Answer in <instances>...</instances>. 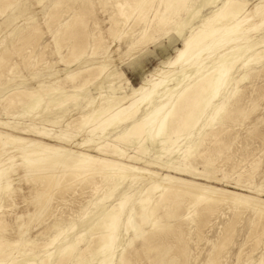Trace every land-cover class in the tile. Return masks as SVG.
<instances>
[{"label":"bare ground","instance_id":"1","mask_svg":"<svg viewBox=\"0 0 264 264\" xmlns=\"http://www.w3.org/2000/svg\"><path fill=\"white\" fill-rule=\"evenodd\" d=\"M17 1L0 0V15L4 14L8 8H13ZM78 1L80 6L72 10V15L69 14L65 17V12H70L72 5ZM100 1L103 12L108 14V28L106 29L109 36L113 38L112 45L118 43L117 46H121L125 43L130 49L135 46H148L175 31L172 19L184 11L189 2V0ZM216 1L214 0V2ZM68 2L73 4L69 5L68 9H61L62 5ZM247 6V0H224L213 14L203 18L201 23L184 39V44L177 50L175 57L168 61L169 66L176 65V72L174 69L157 68L152 72V77L146 78L129 98L127 95L111 97L99 94L98 97H93L88 102V106H92V109L82 113L76 123L79 132L85 134V141L82 144L93 143L94 148L98 151L106 149L117 158L110 159L88 152L76 151L72 148L28 139L13 133H7L0 137V199L11 206L9 209H3L6 204L0 202V264H12L18 257L15 256L16 254L22 256L28 252L26 246L29 245L27 239L29 229L23 220V214L12 212L14 208H18L19 205L32 206L37 220L43 221L46 219L45 214L48 215L53 209L59 207L66 201L67 196L76 195V192L86 189L99 190L103 184L109 190L113 188L112 192H114L121 188L120 186L126 179L131 180V186L127 189L123 188L120 196L90 221V224L85 228L89 230V236L82 232L76 233L74 239L67 240L58 246L56 255L57 250L53 251V245L66 232L59 228L55 235L45 238L30 248L33 253H36L34 251L36 249H40L42 252L29 260L24 259L23 263L132 264L128 247L132 248L134 237H139L141 241L143 239L142 248L158 257L155 264H184L182 260L186 255L187 245L184 240H179L176 254L169 252L168 255V252L163 253L160 250V238L164 232L161 233L157 216L161 206L176 205L178 203L176 200L182 195H189L187 197L190 198L189 206L186 208L187 215L183 217L194 221L200 227H205L211 222L210 218L218 211V207L222 203L228 204L227 208L233 214L230 219L228 218L229 222L226 228L223 227V233L230 231L232 225L236 223V217L245 209L255 212L254 221H264L263 199L195 180L168 174L163 175L149 168L139 167L122 160L132 161L136 156L128 153L121 144L137 146L139 153L147 154V142H150L152 146H156L157 152H159L155 156L156 159L168 158L171 160L176 158L181 166L187 167L191 159L200 152V146L207 140L213 141L211 145L215 150L221 147L223 142L226 144L225 138H228L226 136L232 134H227L229 132L228 123L240 115L239 113L243 111L241 102H245L242 101L243 92L241 91L242 93L239 95L238 88L230 91L229 86L238 85L247 77L250 78V73L246 72L238 79L237 76H234V69L242 63V67L254 71L255 76L264 72V64L262 69H258L256 66L251 67L252 63H259L264 59V48L237 44L239 41L248 40L249 33L264 24V0H260L251 10H248ZM93 7L91 0H56L47 13V22L49 23L51 19V23L55 26L52 31V42L58 50L60 61L70 68L66 73V79L74 82V91L83 90L94 83H98L96 88L102 87L100 86L103 83L101 78L106 70L103 65L85 59V56L94 55L101 48H103L102 50L108 49L104 33L101 30L99 33L95 32L99 28L100 22L95 19L93 30L90 28L88 16L92 14ZM69 23L74 26L67 28ZM25 24L13 39L11 46H15L20 41L18 36L21 31L26 33L27 29L36 28V25L27 23L28 27H26ZM29 38L34 41V38ZM231 44L234 46H229ZM48 45L49 43L44 45L38 43L23 59L30 60L34 52L38 58L43 57ZM4 46L0 49V68L5 67L9 73L14 63L9 60L11 47L7 44ZM37 46H40L39 53L36 50ZM89 48L91 53H88ZM226 49H228L227 52L223 53ZM107 52L104 51V53ZM249 52L250 54L247 55ZM214 53H217V58L214 59L212 65L205 64L206 58H210V55ZM75 65L80 66L75 68ZM58 87L62 86L57 85L56 87L40 83L39 89L36 90L25 85L8 88L0 95L1 104H3L5 112L13 111L10 108H20L19 116L37 113L43 100L42 92L51 94L57 89L59 90ZM62 92L63 94L59 98L51 100L50 103L55 105L65 103L69 98L66 93L64 94V91ZM78 97L79 94H72L71 99L75 101ZM122 100L125 102L121 103ZM58 118H42L40 124H44V122L57 123ZM0 123L9 127L14 126L9 121H0ZM70 124L71 122L68 123V126ZM29 126L38 129L40 134H51L45 124L41 127L38 124L30 123ZM208 126L211 127L209 131L207 130ZM108 129L111 131L107 132ZM67 135L66 132L59 134L65 138L70 137ZM185 141L186 144L181 147L180 143ZM211 145L209 144V146ZM204 151L206 152V150ZM198 156L197 158L200 157ZM212 160L208 158L205 161L210 164ZM170 163L173 164L174 161H170ZM252 165L251 170L254 172L257 165ZM141 174L147 177L148 183L133 193L132 183ZM15 182L16 185H14ZM22 182H24L23 185H21ZM24 185L28 186L27 189L30 192L28 197L23 195L24 188L22 186ZM152 191L160 192L158 198L153 200ZM106 199L108 198L95 200L92 204L94 207H98ZM201 201L206 202V206L199 211L196 205ZM88 215L83 217L81 213L80 219L87 220L86 222L89 223ZM241 216L243 217V215ZM262 224V231L260 232L259 229L255 234L264 235V222ZM144 225H149L150 228L145 229ZM254 226L255 222L252 231ZM14 231L18 239L8 236ZM131 231H134V237L130 236ZM176 232L179 231H172V233ZM68 236L69 234H66L63 239ZM82 242H85L84 246H81ZM87 253L89 257H85ZM252 257L250 256V258ZM217 259L213 257L208 260V264H216ZM251 264H264V250Z\"/></svg>","mask_w":264,"mask_h":264},{"label":"rangeland","instance_id":"2","mask_svg":"<svg viewBox=\"0 0 264 264\" xmlns=\"http://www.w3.org/2000/svg\"><path fill=\"white\" fill-rule=\"evenodd\" d=\"M18 1L14 4L13 8H8L4 14L0 15V49L5 47L4 45L6 44L7 46H10L11 56L9 57V60L14 63L9 73H7L8 71L5 67L0 68V95L7 91L8 88H13L19 85H25L34 90L39 89L40 83H46L56 87L59 85L62 87H58L59 90L57 89L51 94L42 92L43 100L37 113L25 116H19L18 113L21 112L20 108H10V110L13 111L5 112L0 98V121H9L14 125L13 127H9L0 123V137L7 133H13L28 139L45 141L50 144L72 148L76 151L88 152L115 159L117 157H115L110 151L106 149L98 151L94 148L93 143L82 144V142L85 141V134L79 132L76 123L79 121V117L82 113L92 109V106H88V102L93 97H98L99 94L111 97H124L127 95L129 98L133 91L143 84L146 78L152 77L151 74L155 69L163 68L165 70H175L176 65L169 66L168 61L175 57L177 50L183 46L184 39L190 34V32L201 23L203 18L213 14L222 5L224 0H217L216 2H214V0H189L187 8L184 11H181L178 15H175L174 19H172L173 25H175L174 28H176L175 31H172L169 35L150 43L148 46H135L133 49H130L125 43L121 46H117L119 45L118 43L112 45L113 38L109 36L108 30L106 29L108 28V14L103 12L100 0H91L94 10L92 14L88 16L90 28L93 30L92 28L95 19L100 22L99 28L96 29L97 31L95 30V32L99 33V30H101L104 33L108 49L102 50L103 48H101L100 50H97L96 54L85 56V59L103 65L106 70L103 72L104 74H102L103 76L101 78L103 83H101L100 86L102 87L96 88V84L98 85V83H94L83 90L77 91H74L73 89L74 82L66 79V73L70 68L67 64L60 61L58 50L52 42V31L55 29V26L51 23V19L49 23L47 22V13L56 0ZM247 1V8L248 10H251L260 0ZM64 4L61 9H68L73 3L70 4V2H68ZM79 6V1L74 3L70 12H65V17L69 16V14L72 15V10ZM25 23H29L28 25H36V28H29L26 30V33L21 31L18 36L20 41L16 43L15 46H11L13 39L18 35L19 30H22L23 24ZM26 24L24 26L28 27ZM72 25V23H69L66 27H73L74 25ZM28 36L34 38V41ZM40 36L41 38L39 39ZM26 38L29 39L27 40ZM38 43L41 45L49 43L44 51V56L38 58V55L34 52L33 57L30 60H24L23 57L29 54L32 50L31 48ZM237 44L264 48V24L259 29L250 32L248 40L239 41ZM229 46L233 47L234 44ZM36 50L37 53H39L40 46H37ZM88 50V53L92 52L90 48ZM227 50L228 49L224 50L223 53L227 52ZM104 51L108 52L104 53ZM248 54H250V52L247 53V55ZM216 58L217 53H214L210 55V58H206L204 62L207 65H212ZM263 64L264 59L259 63H252L251 67L256 66L258 69H262ZM78 66L80 65H75L74 67L76 68ZM242 66L243 64L241 63L236 69H234V76H237L239 79L240 76L247 72L250 73V78L247 77L238 85H230L229 90H236L238 88V92L240 90L239 95L243 92L242 101H245L244 103L241 102L243 111L239 113L240 115H238L236 119H234L235 121L233 120L234 122L230 121L228 123L230 129L229 127L227 128L229 131L227 134H234L226 136L228 137L225 138L226 144L223 142L226 146L224 147L222 144L223 147L222 145V148L219 147L220 151L219 148L217 150L213 148V145H211L213 144L212 140H207V142L202 144L203 146H200V152L195 155L196 159L194 156L190 163H188L189 165L185 167L181 166L176 161V158L171 160H168V158H162L160 160L156 159L155 156H157L159 152H157L156 146H152L150 142H147V154L139 153L137 151V146L123 143L121 146L126 149L128 153L135 155L136 157H134L135 159H132V161L128 159L122 160L139 167L149 168L163 175L168 174L174 177L195 180L211 186H218L246 193L255 198L264 200V72L261 73L263 75L259 74L258 78V76H255L254 71L248 70L246 67ZM174 72H176V70ZM10 78H13V80H10ZM62 91H64V94H67L66 96L69 99L62 105L50 103L51 100L59 98L63 94ZM72 94H79L78 99L75 101L71 99ZM123 102H125V100H122L121 103ZM53 117H59V121L52 124L44 122L51 132L50 135L40 134L38 129L29 126L30 123H35L42 127L44 124H40V119ZM69 122H71V124L68 126ZM216 126L218 125L216 124ZM208 127V129H206L208 131L211 130V127ZM110 131L111 129L107 130V132ZM61 132H66L70 137L65 138V136H59ZM73 140L76 141L73 142ZM209 141L211 142L209 143ZM185 144L186 141L180 143L181 147ZM209 144L211 146H209ZM204 150H206V152ZM197 156L199 158H197ZM208 158L210 160L213 159L210 164L205 161ZM170 161H174V163L171 164ZM252 164L257 165L254 172L251 170V166H253ZM23 183L24 182H22L21 185H23ZM147 183V177L141 174L139 178L132 183V192H137ZM16 184L17 183L15 182L14 185ZM130 186L131 180L126 179L120 186L121 188L114 192H112L113 188L112 190H109L106 188V185L104 186L103 184L99 190L86 189L82 192H76V195L71 194L67 196L66 201L59 205V207L53 209L48 215L45 214L46 219L43 221L37 220V215H34L35 210L32 206L25 207L24 205H19L18 208H14L12 212L15 211L23 214V220L29 229V235L27 236L29 245L28 247L26 246V249H28V252H26L27 254L22 256L16 254L15 256L18 257L12 264H24V259L29 260L33 258V256L39 255L42 252L40 249L34 250L36 253H33V251H30V248H33L38 242L45 240V238L55 235L59 228L63 231L66 230L67 233L65 232L53 245V251L57 250L56 255L58 254V246L67 240L71 241L74 239L76 233L82 232L89 236V230L85 228L90 224V221H92L97 214L102 213L112 201H115L120 196L123 188L127 189ZM22 187L25 192H23V195L28 197L30 195V192H28L27 189L28 186L24 185ZM159 194V191H152L151 196L153 197V200L158 198L157 196H159ZM187 196L189 197V195ZM187 196L182 195L179 197L176 200L178 203L176 205L173 204L174 207L169 204V207L166 206V208L161 206L158 210L157 216L161 233L164 232L162 233L164 236L161 235L160 238V250L163 251V253L168 252V255L169 252L171 254H176L178 252L177 245L179 240H184L187 244L186 255L182 260L184 264H208V260L213 259V257L217 259L218 256L219 258L217 259L218 262L216 264H251L261 255L262 250H264V235H257L255 233L256 231H259V229L260 232L262 231L261 228L264 221H254L256 214L253 210L245 209V211H242L240 215L236 217V223L232 225L230 231L223 233V227L226 228L229 219L233 215L230 209L227 208L228 204L222 203L221 206L218 207V214L216 212L210 218L211 222L205 227H200L194 221L184 218L187 215L186 208L189 206L188 200L190 199ZM104 197L108 199L101 202L98 207L93 206V201L100 200ZM20 199L23 200V198ZM170 201L172 202V200ZM0 202H3L4 205H8H5V208L3 209L11 208L10 204H7V202L1 201V199ZM205 204L206 202L201 201L196 207L198 210H202L206 206ZM81 213L83 214V217H86L89 213V223L86 222L87 220L82 221L80 219ZM241 215H243V217ZM181 218L184 220H181ZM254 222L255 226L252 231ZM144 228L149 229L150 226L144 225ZM173 230H178L179 232L172 233ZM94 233H96V231H94ZM66 234H69V236L66 239H63ZM8 236L13 239H18L15 231L9 233ZM130 236L134 237V231H131ZM140 239L141 238L139 237H134L132 248L128 247L132 257V264H155L158 257L152 252L150 253L149 250L146 251L142 248L143 239L142 241ZM81 244V246H84L85 242H82ZM144 254H146L147 257L146 255L144 256ZM148 255H151V257ZM250 256L253 257L250 258ZM85 257H89L88 253Z\"/></svg>","mask_w":264,"mask_h":264}]
</instances>
